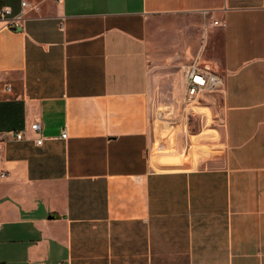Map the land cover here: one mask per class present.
<instances>
[{"label":"crops","instance_id":"obj_1","mask_svg":"<svg viewBox=\"0 0 264 264\" xmlns=\"http://www.w3.org/2000/svg\"><path fill=\"white\" fill-rule=\"evenodd\" d=\"M22 1L0 0L22 16L0 21V264H264V0ZM170 15L184 91L198 56L224 85L162 150L172 53L147 32ZM217 30L220 57L190 48Z\"/></svg>","mask_w":264,"mask_h":264},{"label":"rangeland","instance_id":"obj_2","mask_svg":"<svg viewBox=\"0 0 264 264\" xmlns=\"http://www.w3.org/2000/svg\"><path fill=\"white\" fill-rule=\"evenodd\" d=\"M186 24L187 20L184 17L170 15L156 19L151 22L148 27L147 39L150 49L160 55L170 51L172 53L168 65L169 67L167 68L168 77L162 82L160 89L156 88L153 94V101L155 104L153 110L154 140L156 149L164 150L166 148L165 144L172 142L177 132H182V122L188 119L186 113L189 112V110L187 108L186 110H182L184 89L180 75V65L184 57L180 55L181 48H177L178 45H180L182 28ZM206 38L207 46L203 49V56L206 58L220 57L222 53V33L219 30L212 34V43H210L211 37H208L206 34L201 37L202 42L200 41L198 44L190 43V48L193 51L199 50L201 47H196H198L200 43L204 45ZM172 41H175V44L173 48L170 49L169 47L172 45ZM178 50H180V53H178ZM177 109H179V112L176 111ZM193 109L200 114L206 112L196 107H193ZM167 110L175 111L172 115H168ZM185 132L188 133L187 128Z\"/></svg>","mask_w":264,"mask_h":264},{"label":"built area","instance_id":"obj_3","mask_svg":"<svg viewBox=\"0 0 264 264\" xmlns=\"http://www.w3.org/2000/svg\"><path fill=\"white\" fill-rule=\"evenodd\" d=\"M23 9L28 6L27 1L21 2ZM11 14V8L9 6H5L2 8L0 12V21L5 22V26H20L22 25L21 19L22 16H14L8 19V16ZM215 24H222L224 22L215 21ZM1 30V28H0ZM182 77L185 84V91L183 94V106L182 110H189L186 115H192V112L195 110L193 107L202 105L201 99L204 93L211 92H220L222 86L224 85V78L219 73L212 71L205 66L202 65L200 61V57L193 58L192 60L185 62L182 67ZM4 89L6 91L10 90L9 84L5 85ZM194 110V111H193ZM168 115H172V110H167ZM161 117V113H160ZM31 129L35 134V141L37 144H41L44 141L43 136V124L40 121H35L31 124ZM11 135L13 140H22L24 139V131L23 130H15L7 132ZM68 136V132L63 130L60 134L61 138H66ZM8 140L7 135L5 133H0V147ZM0 176L2 178L6 177L5 172H1Z\"/></svg>","mask_w":264,"mask_h":264},{"label":"water","instance_id":"obj_4","mask_svg":"<svg viewBox=\"0 0 264 264\" xmlns=\"http://www.w3.org/2000/svg\"><path fill=\"white\" fill-rule=\"evenodd\" d=\"M221 92H211V93H204L203 97L201 99L202 103H205L207 101H213L216 102L218 99V96L221 95Z\"/></svg>","mask_w":264,"mask_h":264},{"label":"bare ground","instance_id":"obj_5","mask_svg":"<svg viewBox=\"0 0 264 264\" xmlns=\"http://www.w3.org/2000/svg\"><path fill=\"white\" fill-rule=\"evenodd\" d=\"M196 107V106H195Z\"/></svg>","mask_w":264,"mask_h":264}]
</instances>
